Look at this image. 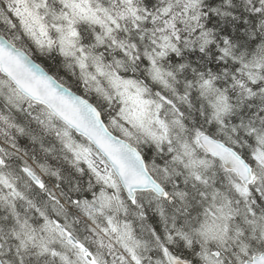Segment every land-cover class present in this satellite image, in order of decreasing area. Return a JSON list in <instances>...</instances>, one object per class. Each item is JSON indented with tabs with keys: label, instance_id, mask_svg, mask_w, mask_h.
Segmentation results:
<instances>
[{
	"label": "snow or ice",
	"instance_id": "1",
	"mask_svg": "<svg viewBox=\"0 0 264 264\" xmlns=\"http://www.w3.org/2000/svg\"><path fill=\"white\" fill-rule=\"evenodd\" d=\"M0 264H264V0H0Z\"/></svg>",
	"mask_w": 264,
	"mask_h": 264
}]
</instances>
